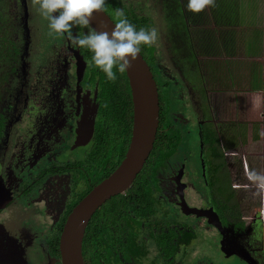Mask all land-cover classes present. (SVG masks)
Instances as JSON below:
<instances>
[{"label":"flooded vegetation","instance_id":"flooded-vegetation-1","mask_svg":"<svg viewBox=\"0 0 264 264\" xmlns=\"http://www.w3.org/2000/svg\"><path fill=\"white\" fill-rule=\"evenodd\" d=\"M23 1L30 8L29 0ZM122 8L150 18L151 27L164 20V0H107L106 12L115 23V12ZM30 9L25 18L31 25L37 24L36 39L34 44L28 40L21 52L22 70L17 73L20 81L0 136V191L13 197L0 209V215L18 208L13 213L15 219L0 220V224L19 248L14 260L0 254V264H30L35 257L40 264H63L60 238L68 216L128 155L134 102L126 72L117 71V80L109 81L102 71L89 66L92 53L88 49L73 47L66 36L50 35L48 21ZM45 31L54 41L49 51H44ZM87 31L73 29L74 34ZM164 32L170 37L167 26ZM164 32L159 49L154 45L141 50L159 91L156 138L159 131L170 130L164 92L174 85L178 94L182 84H186L190 99L194 87L185 77V70L188 67L195 71L197 66L205 72L198 50L196 64L190 60L187 66L177 58L171 59L168 55L172 45L171 49L167 47ZM26 34L29 38L30 30ZM203 87L212 92L205 81ZM210 104L214 117L206 119L205 114H199L195 126L200 132L203 168L195 170L190 181H186L190 158L180 152L182 134L173 124L179 132V145L165 159L158 174L152 177L145 171L154 155L153 147L131 184L107 199L92 215L83 239L84 264H203L206 251L212 264H264V201L256 194L258 182L249 179L250 168L240 152L250 143L242 142L234 149L221 141L226 162L219 168L203 138L209 127L215 125L219 130L222 121L246 124L247 116L242 113L240 118L238 112L221 116L213 99ZM263 138L262 134L253 142ZM228 156L238 157L228 160ZM237 170L245 176L240 185L232 182ZM162 180L172 194H161ZM248 189L253 197L259 196V203L241 194ZM186 190L192 192L189 197ZM40 197L43 201H38ZM197 220L205 225L202 243L198 232L202 228Z\"/></svg>","mask_w":264,"mask_h":264},{"label":"trees","instance_id":"trees-1","mask_svg":"<svg viewBox=\"0 0 264 264\" xmlns=\"http://www.w3.org/2000/svg\"><path fill=\"white\" fill-rule=\"evenodd\" d=\"M227 1L220 0L217 7H215L214 15L218 22L230 14L226 7H228L227 3L233 2ZM26 6L23 0H0V136L4 132L7 116L10 114L11 105H13L16 83L20 81L17 73L21 69V52L28 40L30 44L32 42L34 44L36 39L37 24L31 25L25 18L26 12L29 13L31 11L27 4ZM231 9L235 10L236 8L233 7ZM123 10L127 18L137 26V29L140 27H151L150 18L140 17L134 11ZM207 16V11L199 14L189 12L187 10V0H164L162 17L164 19L163 22H167L172 48L176 58L184 61L187 66L188 62H191L192 57L197 54L195 50L201 51L203 44L208 47V38L216 37L213 33L211 35L206 34L203 25L208 23ZM32 18L34 19L33 13ZM28 30H30L29 38L26 34ZM211 49L216 50L218 47H210L209 51ZM21 79L23 80V77ZM213 100L214 108L221 116L225 115L226 117V115L233 113V106L237 107L238 112L239 102L230 96L229 92H220L213 96ZM251 107L252 103L250 104ZM167 111H169L168 108ZM166 120L170 130H166L165 133L159 131L152 152L154 155L145 167L147 174L152 177L158 174L165 159L171 156L179 145L177 144L179 132L173 127L168 118ZM254 123L257 122L245 124L244 122L232 121L227 123L222 121L219 124V130L214 125L205 132L206 136L203 134V138L207 142L205 148L212 153L214 159L218 160L216 163L219 168L224 166L226 162L224 154L220 150L221 141L225 143V147L235 149L242 142L250 143L260 138L263 132L261 128H257V125L255 127ZM250 129L252 131L251 136H249Z\"/></svg>","mask_w":264,"mask_h":264},{"label":"rangeland","instance_id":"rangeland-1","mask_svg":"<svg viewBox=\"0 0 264 264\" xmlns=\"http://www.w3.org/2000/svg\"><path fill=\"white\" fill-rule=\"evenodd\" d=\"M235 1L237 3H230V4H233L235 6L237 12L239 13L240 19L243 22L242 24L240 22L241 26L236 28V31L234 29L236 33L235 37L237 39H240L241 34H242V28L245 32L246 24L244 23H246L247 21L255 22L256 24H258L260 28H263L264 30V27H263L264 25V0H254L251 4H248L249 0H235ZM253 8H255V11L252 10ZM154 15H155V20H156L158 18V15L155 10H154ZM207 20H208V23L205 24L204 26L206 30V34L207 35H211L212 33L216 34L217 26L214 25L216 24L215 17L211 13H209L207 16ZM166 26H167V22H162V23L157 22L156 28L161 29V31L159 32L160 39L158 41V44L156 45L158 49L159 47H161V42H162L161 34L162 32L165 31ZM220 30H223V27L220 28ZM164 37L168 44L167 47L171 49L170 39L165 32H164ZM43 38H44L45 43L47 44L44 51H49L50 50L49 45H53L54 41L50 39L46 31L43 33ZM207 41H208V47H206L205 44H203V47H201V51H200L201 55L205 57L204 58V62L206 63L204 66L205 72L203 71V68L202 70H199L197 66H195V69H194L195 71L187 67V69L184 72L185 77L190 81V84L193 85L194 87V91L191 93V96H190L191 100L189 99V96L187 95V92H186L187 91L186 84H182L181 86L182 92L180 91V93L178 94H176L174 85L173 86L171 85V87L168 88L164 92V95L166 96L167 101H168L167 106L169 107V111H170V113L169 111H167V118L172 124L177 126L178 130L182 134V139L180 142V152L182 154L188 155L190 158L186 166V170H187L189 178L188 179L185 178V179H187L186 181L188 182L190 181L189 179L194 174L195 170H197L198 168H203L202 167L203 156L200 154L201 148L198 143L200 132L195 127L196 118L199 114H205L206 119H209V117H214L213 109L211 108V104H210V102L212 103L213 96L223 91L229 92V95L232 96L237 102H239V107H238L239 117L241 118V115L243 113L244 115L247 116V119L250 121V123H252L253 121H256L257 123H254V126L256 127L257 125L258 126L257 128H261V131L263 130L264 132V56H263L264 55V44H260V47H259L260 59H257L263 65L262 67L263 74L259 76V79H261L263 83V87L261 88V84L259 83V85L252 88L251 83L247 84L248 79L250 80L249 76L247 78L245 74H242V75L240 74L239 77L241 80H238V78H235V75H234L236 71L235 65L238 64V63L235 64L236 62L235 58L231 59L228 57V61H230L228 68L224 66L225 59L223 58L217 59L214 62V65L217 66L218 75H212V66L207 57L209 55L210 47H215L216 41H215V38L213 37H209ZM171 50L174 54L170 51L168 56L171 59L176 58L173 48ZM244 55H246L245 52H243L241 55L238 56L239 63H242V61L244 60L245 61L253 60V59H247V58L243 59L242 57ZM163 61L167 62L168 60H166V58H163ZM181 62L184 63L183 61ZM192 62L193 64H196V54L194 57H192ZM184 67H186L185 64H184ZM229 75L232 76L233 78V84H231ZM203 81L206 82L208 89L210 88V90L212 91L211 93L206 92L204 90ZM243 82L245 84H243ZM222 83L225 84L227 87L220 88L219 86L222 85ZM244 88L246 90H252L251 92H255V93L252 94V97H250L251 95H249V93L243 92L242 89ZM253 89H256V90H253ZM261 93H263L262 96H261ZM251 103H252V107H251L252 109L250 108ZM232 112L233 113L237 112L236 106L232 107ZM168 113H169V117H168ZM251 133L252 131L250 129L249 136H251ZM240 152H242V154L245 155L244 157L247 160L249 168H250V175L251 173H256V174L259 173V176H264V138L259 141L250 142L249 145L244 146V148H241ZM224 155L226 156L225 153ZM11 156L12 158L15 157L13 154H11ZM229 157H231L232 160H236L238 156H235V158L234 156H228V160H230ZM9 160L10 158L8 159V161ZM245 168H246V165H245ZM164 171H166L165 172L166 174H170V173H167L168 170L165 169ZM164 175L165 174L162 171L161 178H163ZM242 177H245V176L242 174V172H240V170H237V173L235 172L232 177L233 184H236V185L242 184L243 183ZM246 179L248 180L247 177ZM194 185L196 187L197 183ZM161 187H162V190H161L162 195L167 196L170 194V191L172 194V189L164 182V180H162L161 182ZM241 192H242L241 193L242 195H245L246 197H248V199L253 200L255 204L259 203V198H258L259 196L255 195L256 198L253 197L249 189L244 190V192L243 191ZM189 194H192V192H189L188 190H186L187 197H189ZM38 201H43V199L40 197L38 198ZM17 209H18L17 207H13L7 211L5 210L0 215V220L6 221L10 219H15L16 217L14 218L13 213ZM196 224L199 226V228L200 227L202 228L198 230L200 241L202 243L204 242L203 239L205 238V228H204L205 225L203 222H200L199 220L196 221ZM203 253H204L203 254V258H204L203 264H212L213 261H212L211 255L210 254L208 255V251L203 252ZM40 263L41 261L39 260L37 261V257H35L34 262L31 261L30 264H40Z\"/></svg>","mask_w":264,"mask_h":264},{"label":"water","instance_id":"water-1","mask_svg":"<svg viewBox=\"0 0 264 264\" xmlns=\"http://www.w3.org/2000/svg\"><path fill=\"white\" fill-rule=\"evenodd\" d=\"M114 24L115 21L104 11L95 14L91 26L110 32ZM126 73L134 102L131 146L125 160L115 172L88 193L68 216L60 238L63 264H84L83 239L92 215L107 199L122 192L131 184L154 147L160 116L159 91L153 72L142 53ZM12 199L11 195L0 191V209ZM4 244L10 247L5 249ZM18 248L17 241L12 239L5 226L0 224V254L5 256L4 258L10 257L14 260L17 258L15 254Z\"/></svg>","mask_w":264,"mask_h":264},{"label":"clouds","instance_id":"clouds-1","mask_svg":"<svg viewBox=\"0 0 264 264\" xmlns=\"http://www.w3.org/2000/svg\"><path fill=\"white\" fill-rule=\"evenodd\" d=\"M30 8L48 21L50 35L65 36L75 48H86L92 56L89 66L98 68L106 78L115 82L117 71L124 74L139 58L142 47L158 44L160 33L156 27H140L132 23L123 9H117V22L112 30L93 28L96 13L104 12L107 0H29ZM216 7V0H187V10L199 14ZM88 29L86 33L74 34L73 29ZM250 180L257 181V195L264 200V176L252 173Z\"/></svg>","mask_w":264,"mask_h":264},{"label":"crops","instance_id":"crops-1","mask_svg":"<svg viewBox=\"0 0 264 264\" xmlns=\"http://www.w3.org/2000/svg\"><path fill=\"white\" fill-rule=\"evenodd\" d=\"M254 0H249L248 4H251ZM218 2H220V0H216V7L218 5ZM227 2H233V3H237L235 0H228ZM226 7L227 11L230 13L225 17L224 19H221L219 22L217 21L215 15H214V10L215 7L213 8H208L207 14L211 13L214 17H215V26H217V33L215 34V41H216V45L215 47H218V49L216 50H210L209 51V55H208V59L209 62L212 66V75H218L217 72V66L214 65V62L219 59V58H223L225 59V64L224 66L226 68H228V65L230 63V61H228V57L233 59H236V64L235 65V78H238V80H241L239 75L241 74H245L248 78H250V80L248 79L247 84L251 83V87H256L257 85H259V83L261 84V88L263 87V83L261 81V79H259V76L263 74V70L262 67L263 65L261 64V62H259L257 59H260L259 56V47L260 44H264V30L263 28H260L258 26V24H256L253 21H247L245 25V32L242 28V34L240 39H237L236 36V28L240 27V22L241 24L243 23L240 19L239 13L237 12V10H232L231 8L235 7L233 4H228L227 3ZM252 10L255 11V8H253ZM250 11V10H248ZM201 23V22H200ZM203 25V23H201ZM205 26V24L203 25ZM243 26V25H242ZM223 27V30H220V28ZM264 27V25H263ZM235 29V31H234ZM243 52L246 53V55H244L242 58H247V59H253V60H249V61H242V63L238 62V56L241 55ZM264 56V55H263ZM201 60H202V66H205V62H204V56L201 55ZM262 58V57H261ZM229 79L231 81V84H233V78L232 76L229 75ZM258 82V83H257ZM243 84H245L243 82ZM218 86V85H217ZM220 88H224L227 87L225 84L222 83V85L219 86ZM234 89V88H233ZM257 89V88H256ZM253 89V90H256ZM243 92H247L249 93V95H251L250 97H252V94H254L255 92H251L252 90H246L245 88L242 89ZM263 95V93H261V96ZM245 122H250L248 119L245 120ZM256 122V121H253ZM261 122V121H260ZM263 132V130H262ZM264 133V132H263ZM262 133V134H263ZM262 137V135H261Z\"/></svg>","mask_w":264,"mask_h":264}]
</instances>
